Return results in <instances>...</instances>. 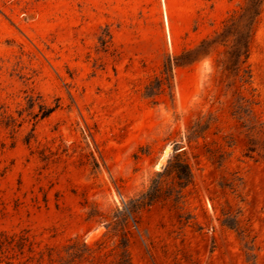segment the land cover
<instances>
[{"label":"rangeland","instance_id":"374dc122","mask_svg":"<svg viewBox=\"0 0 264 264\" xmlns=\"http://www.w3.org/2000/svg\"><path fill=\"white\" fill-rule=\"evenodd\" d=\"M246 2L0 0V232L102 242L86 264L122 241L130 264H264V0L232 21Z\"/></svg>","mask_w":264,"mask_h":264},{"label":"trees","instance_id":"16d2710c","mask_svg":"<svg viewBox=\"0 0 264 264\" xmlns=\"http://www.w3.org/2000/svg\"><path fill=\"white\" fill-rule=\"evenodd\" d=\"M247 7L242 8L241 11H234L231 20L246 17L248 23H251L260 13V7L263 0H246ZM250 20V21H249ZM246 49L239 51L237 59L241 55H246ZM187 166V165H186ZM179 186L186 185L190 181L189 170L177 172L175 175ZM158 188H156L157 190ZM156 196V195H155ZM147 192L141 193L139 198H135V204L145 205L150 204L154 198ZM129 214L135 211L125 206ZM103 243H99L95 249H92L85 243L78 239H69L67 243L60 247L48 246L45 249H38L33 236L27 229L19 231L0 232V262L5 264H86L92 263L95 260L101 259L96 255L98 250L103 248ZM100 261V260H99ZM115 264H130L125 249V243L120 242L118 251L115 257Z\"/></svg>","mask_w":264,"mask_h":264}]
</instances>
